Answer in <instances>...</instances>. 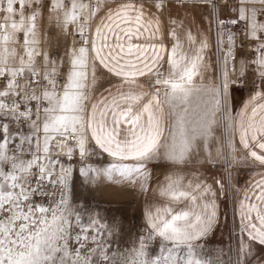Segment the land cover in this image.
<instances>
[{
	"label": "snow or ice",
	"instance_id": "6c2138e0",
	"mask_svg": "<svg viewBox=\"0 0 264 264\" xmlns=\"http://www.w3.org/2000/svg\"><path fill=\"white\" fill-rule=\"evenodd\" d=\"M199 3L208 30L194 34L170 12L189 0H0V264H262L252 258L264 246V0ZM60 34L72 40L63 54L50 51ZM100 68L118 81L103 91ZM249 74L255 88L233 113L230 90ZM241 150L260 170L234 208L235 261L214 260L203 241L225 183L183 170L229 172ZM154 162L169 169L162 203L145 207L121 249L115 217L73 197L74 172L148 192Z\"/></svg>",
	"mask_w": 264,
	"mask_h": 264
},
{
	"label": "rangeland",
	"instance_id": "374dc122",
	"mask_svg": "<svg viewBox=\"0 0 264 264\" xmlns=\"http://www.w3.org/2000/svg\"><path fill=\"white\" fill-rule=\"evenodd\" d=\"M50 43L53 45L50 51L56 49L63 54L65 45L71 44L72 40L60 34L50 37ZM57 45L58 47H56ZM246 96L247 95L240 87H236V85L232 86L229 103L233 113H235V110H237L241 101ZM243 157L245 156L239 152L238 158L240 159V163L233 165L229 169L231 186H229L228 182V207H226V205L224 206L221 226L219 228L223 231L220 236H209L203 241L206 246L211 245L217 247V250L224 254L230 252V250L226 249L231 245H238L239 223L234 211L235 198L243 180L248 178L255 170L249 160H245ZM105 159H107L106 156ZM91 162L97 167L103 164V161L96 157H93ZM208 166L210 170L222 171L228 179L229 172H225L222 165H217L215 168L211 165ZM76 167H78V165ZM149 169L153 173L151 166H149ZM141 194L142 191L139 187H133L128 184H114L106 180L95 184H89L83 177L79 176L78 172H74L73 197L78 199L81 203H86L89 209L99 211L101 217L107 218L109 221H111L112 217H115L116 224L120 229L116 239L121 249H123L125 245H131L145 226L143 220V204L140 198ZM262 256L263 259L261 261L262 264H264V253Z\"/></svg>",
	"mask_w": 264,
	"mask_h": 264
},
{
	"label": "crops",
	"instance_id": "0c3cea01",
	"mask_svg": "<svg viewBox=\"0 0 264 264\" xmlns=\"http://www.w3.org/2000/svg\"><path fill=\"white\" fill-rule=\"evenodd\" d=\"M152 10L155 11V9H152ZM210 11H211L210 8L202 7L199 3V0H189V4L186 8H181V7L173 5L170 9L171 15L182 19L184 21L185 27H191L194 34L197 32L198 29H203L205 31L208 30V23L205 19H203V17L207 16ZM168 12L169 10L166 9L164 13H162V16H163V19L166 25L168 24ZM221 15H222V18H226L228 16V11L226 9L223 10ZM214 28L215 27L213 26L212 31L209 32V36L212 42V47L209 50V55L213 63L216 60ZM168 43H171V41H168ZM185 49L187 50V45H185ZM210 75L215 76L217 75V73L213 72V73H210ZM104 77H108V78L104 79ZM141 79L147 83L146 77H142ZM117 82H118L117 78L110 76V74H108L105 69L100 68L98 70V84L96 87L99 91H103L104 88H107L112 84H116ZM249 95H247L241 101L240 105L238 106L237 110H235V112H237L242 106V104L248 100ZM240 152L244 156L247 155V153L243 150H241ZM248 160L253 165V168H255V170L252 172V174L248 178L243 180V182L239 186L238 192L235 198V207L238 205L239 199L243 197L245 190H247L250 187V183L254 179L257 178L255 176V173L260 170V167L257 163L251 161L250 159ZM149 166H151L152 171H153L151 180L149 181V186L151 190L148 192H142L140 196L141 202L143 204V207H142L143 213H144V209L146 206L162 203L161 199L159 198L155 190L158 184L163 180V174L169 171V169L165 168L163 165L156 163V162L150 164ZM194 171H198L202 175V177L207 178L210 183L213 182L215 179H220L225 183V195L221 196L218 194V198H217L218 204L220 206L219 207V222L214 226V229L209 233L207 237L209 236L211 237L214 235L220 236L221 232L223 231L222 229L220 230L219 228L221 226V218L223 217L222 214H223L224 206L226 205V207H228L227 186H228L229 181L226 175L222 171L210 170L208 165L196 164L195 166H188L187 168L183 170L185 175H187L190 172H194ZM216 187L219 193V188L218 186ZM236 216H237L238 223H239V216L237 214ZM143 220H144V215H143ZM254 253L255 254L252 259L261 261L263 259L262 255L264 253V246L256 245L254 249Z\"/></svg>",
	"mask_w": 264,
	"mask_h": 264
},
{
	"label": "built area",
	"instance_id": "2783aa9c",
	"mask_svg": "<svg viewBox=\"0 0 264 264\" xmlns=\"http://www.w3.org/2000/svg\"><path fill=\"white\" fill-rule=\"evenodd\" d=\"M53 52H57V50H53ZM249 55V53L247 52L246 49H238L237 50V57L241 58V57H247ZM236 87H240V89L246 94L249 95L255 88V85L253 84V77L251 74H249V76L247 77V79L245 80L244 83L241 84H236ZM215 168V167H214ZM236 249H237V245H231L228 249L226 250H230L229 253H220L217 250V247L214 246H206L204 248V253L207 256L212 257L214 260L217 256H219L222 260L224 261H229V259L231 258V260L234 262L235 258H236ZM222 250V249H221Z\"/></svg>",
	"mask_w": 264,
	"mask_h": 264
}]
</instances>
